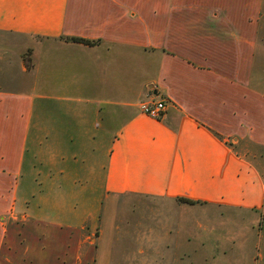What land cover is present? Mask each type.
Returning <instances> with one entry per match:
<instances>
[{
  "label": "crops",
  "instance_id": "crops-1",
  "mask_svg": "<svg viewBox=\"0 0 264 264\" xmlns=\"http://www.w3.org/2000/svg\"><path fill=\"white\" fill-rule=\"evenodd\" d=\"M263 17L264 0H0V264H195L196 215L262 220L245 147L264 150ZM28 152L55 201L21 196Z\"/></svg>",
  "mask_w": 264,
  "mask_h": 264
},
{
  "label": "rangeland",
  "instance_id": "rangeland-1",
  "mask_svg": "<svg viewBox=\"0 0 264 264\" xmlns=\"http://www.w3.org/2000/svg\"><path fill=\"white\" fill-rule=\"evenodd\" d=\"M261 30H264V17L262 18ZM264 38V36H263ZM29 53V55H27ZM31 51L28 50L22 55L23 61L27 68L31 66ZM29 60V61H26ZM246 150L248 151L247 158L261 171L264 176V150L257 149L250 145H246ZM27 164L24 178L22 179L24 184H31L27 189L29 194L26 192L21 195L25 198L27 202H33L34 199L38 201H55L53 196L45 194V179L42 176H36L35 173L31 174V169L29 168L31 155L27 153ZM37 166L38 170H44L42 163L34 162L32 163L33 168ZM39 166V167H38ZM29 168V169H28ZM33 170V169H32ZM34 172V170H33ZM99 182H96V188ZM36 186V189H35ZM36 190V194L34 191ZM97 193L94 196L85 195L84 197H94L99 198L103 202V193L101 189H96ZM74 197V196H72ZM69 198V196H68ZM88 199V198H87ZM71 200V199H70ZM157 204L151 203L147 210H136L137 218H156ZM147 208V207H145ZM101 211L99 219H109L110 212ZM131 211L125 209L124 206L116 211V220L122 222L125 218L130 215ZM240 212H229L226 215L213 216L211 218L199 215L195 218L197 222L202 221L203 227H197L194 232L193 240L196 243V248L198 253L206 252V259H197L195 264H264V218L258 222L255 221L254 215L248 214L243 217ZM192 218V219H193ZM151 220V219H145ZM124 226L120 227L122 231ZM123 232V231H122ZM199 253V254H200ZM187 263V261H185Z\"/></svg>",
  "mask_w": 264,
  "mask_h": 264
},
{
  "label": "built area",
  "instance_id": "built-area-1",
  "mask_svg": "<svg viewBox=\"0 0 264 264\" xmlns=\"http://www.w3.org/2000/svg\"><path fill=\"white\" fill-rule=\"evenodd\" d=\"M142 114L154 118L161 119L166 112V104L164 101L142 102L140 104Z\"/></svg>",
  "mask_w": 264,
  "mask_h": 264
},
{
  "label": "trees",
  "instance_id": "trees-1",
  "mask_svg": "<svg viewBox=\"0 0 264 264\" xmlns=\"http://www.w3.org/2000/svg\"><path fill=\"white\" fill-rule=\"evenodd\" d=\"M73 41L75 42H79V43H83V44H86V45H93L94 42H88V41H84V40H79V39H72ZM30 52H28L27 55H29ZM26 61H29V60H26Z\"/></svg>",
  "mask_w": 264,
  "mask_h": 264
}]
</instances>
